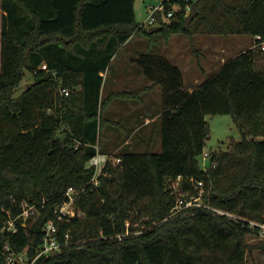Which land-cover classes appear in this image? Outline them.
I'll list each match as a JSON object with an SVG mask.
<instances>
[{
  "label": "trees",
  "instance_id": "trees-1",
  "mask_svg": "<svg viewBox=\"0 0 264 264\" xmlns=\"http://www.w3.org/2000/svg\"><path fill=\"white\" fill-rule=\"evenodd\" d=\"M194 1L164 0L166 11L174 8L159 28L167 42L174 33L191 34L184 20ZM134 3L2 0L0 264H6V242L16 251L38 249L49 219L59 225V236L70 233V242L35 264H247V234L264 231V64L257 61L264 51V0H198L197 16L210 32L251 34L254 42L193 90L166 54L145 53L138 61L151 83L104 95L103 72L144 27ZM26 71L32 81L18 92ZM159 85L161 150L154 151L152 142L143 151L138 144L108 148L103 113L111 99L139 97ZM213 113L232 114L242 138L211 151L205 168L198 156ZM256 117L259 126H244ZM98 150L121 161H108L94 187V168L87 164ZM70 185L83 188L75 201L82 213L58 219L56 208ZM176 192L199 195L235 217L202 205L172 212ZM24 200L37 203L39 213L16 219V231L6 230Z\"/></svg>",
  "mask_w": 264,
  "mask_h": 264
},
{
  "label": "rangeland",
  "instance_id": "rangeland-1",
  "mask_svg": "<svg viewBox=\"0 0 264 264\" xmlns=\"http://www.w3.org/2000/svg\"><path fill=\"white\" fill-rule=\"evenodd\" d=\"M160 5L161 0H135V15L140 25L147 20L154 7ZM190 9L191 7L187 9V14L190 12ZM2 13V0H0V68ZM197 14L198 12L190 24L189 29L191 30V34L183 32L174 33L168 42L163 38V31L160 29L150 31L147 25H144V27L133 34L111 61L109 70L104 77V95L113 90L135 91L151 83V80L145 74L142 65L138 61L145 53H164L170 59L178 61L185 71L187 84L194 85L195 78L193 77H200V69H214L228 56L239 53L241 50L247 48L251 34L210 32L206 28L207 22L202 19L201 15L197 16ZM207 15L210 16L209 13ZM261 50H264V43ZM257 61L264 64V51ZM31 81V72L26 71L18 92L23 90ZM162 106V88L160 85L152 91L143 93L139 98H114L103 113L104 118L115 120V124L113 123L114 121L109 122L104 129L106 134L104 143L106 146L111 148L118 140L114 134L107 136L108 128L111 125L114 131L117 130L122 137L131 135V138H135L140 134L144 115L147 114L150 117H156L150 124H143L145 129L149 131L148 133L153 129V133L151 134L153 137L152 149L154 151L161 150L162 131L160 113ZM207 119L209 121V136L204 151L226 149L231 138H242V133L232 114L213 113L207 115ZM243 119L241 118V122H243ZM110 123L113 124L110 125ZM259 123L260 121L256 117V122H248L244 126L252 130L254 127L259 126ZM258 135L256 134V136ZM138 149L143 151L145 146L138 144ZM198 157L200 164L203 166L206 161L203 153ZM180 195V192H176L175 203ZM158 197V195H155L150 200H156ZM126 223L127 225L130 224L128 220ZM140 228H143V224H141ZM246 242L247 264H264V231L253 230L249 232Z\"/></svg>",
  "mask_w": 264,
  "mask_h": 264
},
{
  "label": "built area",
  "instance_id": "built-area-1",
  "mask_svg": "<svg viewBox=\"0 0 264 264\" xmlns=\"http://www.w3.org/2000/svg\"><path fill=\"white\" fill-rule=\"evenodd\" d=\"M173 6V4L171 3ZM158 13H160L158 15ZM174 13V8H169L167 11L164 6V0H161V5L154 7L152 12L149 14L147 20H145L142 24L151 26L155 24H161V22L168 20ZM43 67H46V64H43ZM62 92L69 94V90L65 87L61 89ZM211 151H205L203 153L205 158L204 167L207 168L210 160ZM113 161L114 163L120 162L121 158L108 154L105 152L97 151V153L90 158L87 166L94 168V173L91 177L89 183H93V186L99 185V176L104 172V167L108 163V161ZM214 165V163H212ZM182 180V175H178L176 181H174L173 185L176 187L177 184ZM203 182L198 180L195 184L196 187L200 186L199 193L203 192V188L201 187ZM83 190V188H78L70 185L66 190V199L56 208L57 218H63L65 216L70 217L74 215L81 214L82 212L76 206V198L79 193ZM181 195L178 197L175 206H173L172 212H177L186 207H192L195 205H202L211 210H216L219 213H226L229 216L235 217L232 213L227 212L223 209H216L210 205H206L202 203L200 200V196L196 194L188 195V192H181ZM22 211L15 218L9 217L7 224L4 228L8 231H16L17 225L15 223L16 219L26 220L29 217H35L39 213V207L37 203H29L27 201H22ZM253 224V221H251ZM264 227V224H262ZM61 233L59 229V225L57 224L55 219H49L44 225V234L41 245L38 249L34 250L33 255L30 257L28 254L29 248H25L23 250L16 251L8 242H6L3 246V251L6 258V264H35L40 258L43 256H49L56 252L61 251L66 244H68L71 238L69 232ZM119 238H121V234H118Z\"/></svg>",
  "mask_w": 264,
  "mask_h": 264
},
{
  "label": "crops",
  "instance_id": "crops-1",
  "mask_svg": "<svg viewBox=\"0 0 264 264\" xmlns=\"http://www.w3.org/2000/svg\"><path fill=\"white\" fill-rule=\"evenodd\" d=\"M249 43H248V46L247 47H249V46H251L252 44H253V42H254V36L253 35H251V38L249 39V41H248ZM229 57V56H228ZM173 62H175V63H177L180 67H181V69H182V71H183V74H184V82H185V84H186V86H187V88L189 89V90H193L196 86H198L201 82H202V80L204 79V77L206 76V75H208V74H210V73H212L213 71H215L220 65H218V66H216L214 69H207V68H205V73H203L202 72V70L200 69V77H193V78H195V84L194 85H189V84H187V80H186V74H185V71H184V69H183V67H182V65L178 62V61H175V60H173V59H171ZM224 61V60H223ZM204 67H206V66H204ZM108 70H109V68L107 69V70H105L104 72H103V74H104V77H105V75H106V73L108 72ZM193 78H192V81H193ZM193 83V82H192ZM150 83H148V84H146V85H149ZM145 85V86H146ZM157 87V86H156ZM155 87V88H156ZM141 88H143V87H141ZM141 88H139L138 90H140ZM154 88V89H155ZM154 89H151V90H146V91H143V93H145V92H147V91H152V90H154ZM113 91H117V90H113ZM113 91H111V92H113ZM110 92V93H111ZM124 92H133V91H124ZM110 93H108V94H110ZM142 93V94H143ZM117 97H119V96H115L114 98H117ZM123 97H126V98H139L138 96H133V97H127V96H123ZM114 98H112L111 99V101L114 99ZM111 101H110V103H111ZM109 103V104H110ZM109 106V105H108ZM156 119V117L154 116V117H150V116H148L147 114H145L144 115V121L142 122V128H141V131H140V134L139 135H137L135 138H131V135L130 136H127V137H122V135L117 131V130H115L114 131V128L112 127V125L111 124H115V120H113V119H111V118H109V122H113V123H110V127L108 128V132H107V136H110V135H112V134H114L117 138L116 139H118L117 140V142L116 143H119V144H149L150 142H152V144H153V137L151 136V134L153 133V129L151 130V132L150 133H148L149 131H147L146 129H145V126L144 125H146V124H150L153 120H155ZM144 124V125H143ZM114 126V125H113ZM113 132H115V133H113ZM119 135H120V138H119ZM115 139V140H116ZM114 143V142H113ZM115 143V144H116Z\"/></svg>",
  "mask_w": 264,
  "mask_h": 264
},
{
  "label": "water",
  "instance_id": "water-1",
  "mask_svg": "<svg viewBox=\"0 0 264 264\" xmlns=\"http://www.w3.org/2000/svg\"><path fill=\"white\" fill-rule=\"evenodd\" d=\"M197 11H198V0H195V1L192 3V6H191V9H190V12L185 16L184 26H185L186 28H189V27H190V23H191V21L193 20V18L195 17ZM160 27H161L160 24L151 25V26H149V30H150V31H154V30H156V29H159ZM34 250H35V248H34L33 246H31V247L29 248L28 254H29L30 257L33 255Z\"/></svg>",
  "mask_w": 264,
  "mask_h": 264
}]
</instances>
